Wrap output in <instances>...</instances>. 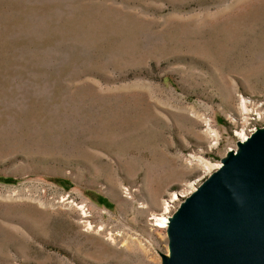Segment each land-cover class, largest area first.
I'll return each mask as SVG.
<instances>
[{"label":"rangeland","instance_id":"obj_1","mask_svg":"<svg viewBox=\"0 0 264 264\" xmlns=\"http://www.w3.org/2000/svg\"><path fill=\"white\" fill-rule=\"evenodd\" d=\"M253 125L264 0H0V264H163Z\"/></svg>","mask_w":264,"mask_h":264},{"label":"water","instance_id":"obj_2","mask_svg":"<svg viewBox=\"0 0 264 264\" xmlns=\"http://www.w3.org/2000/svg\"><path fill=\"white\" fill-rule=\"evenodd\" d=\"M236 147L173 214L163 264H264V126Z\"/></svg>","mask_w":264,"mask_h":264},{"label":"bare ground","instance_id":"obj_3","mask_svg":"<svg viewBox=\"0 0 264 264\" xmlns=\"http://www.w3.org/2000/svg\"><path fill=\"white\" fill-rule=\"evenodd\" d=\"M245 111V110H244ZM237 148V147H236ZM236 149H234V150H230L229 152H234ZM199 163L201 164V166H202V168L205 170V171H207V172H209V171H211L212 169H218L219 167H220V165L221 164H218V165H210L208 162H206V161H203V160H199ZM211 174V173H210ZM209 174V175H210ZM208 175V176H209ZM200 186V185H199ZM199 186L195 189L194 187H192L191 188V190L190 191H193L194 189V191L190 194V195H192L193 193H195L196 191H198V189H199ZM187 195V194H186ZM186 195H184V194H181L180 196H186ZM190 195H188L187 197H185L184 198V200H183V202L181 203V205H179L178 207H177V209H175L174 208V204H171V203H167V204H165L164 206H165V208H164V210H163V213H162V216H159L158 217V219H157V222L159 223V227H167V229L166 230H168V228H169V225H170V222H171V219H172V217L173 216H169V217H167L166 215H167V213L169 212V210H171V209H173L174 208V210H175V213L177 212V210L182 206V204L183 203H185V201H186V199L190 196ZM171 198H173V199H175V197L172 195L171 196ZM175 213H173V214H175ZM166 223H167V225H166ZM97 232V231H96Z\"/></svg>","mask_w":264,"mask_h":264},{"label":"built area","instance_id":"obj_4","mask_svg":"<svg viewBox=\"0 0 264 264\" xmlns=\"http://www.w3.org/2000/svg\"><path fill=\"white\" fill-rule=\"evenodd\" d=\"M253 121H255V118L252 119ZM262 126H258V125H253L252 127L248 128V129H244L240 131V134L238 136V140L237 142H243L245 141L248 137H250L254 132H256V130L258 128H261ZM236 149V147L234 148ZM232 150V149H230Z\"/></svg>","mask_w":264,"mask_h":264}]
</instances>
